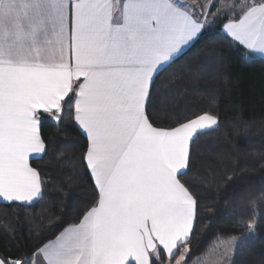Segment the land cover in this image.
I'll return each instance as SVG.
<instances>
[{"label":"snow or ice","instance_id":"1","mask_svg":"<svg viewBox=\"0 0 264 264\" xmlns=\"http://www.w3.org/2000/svg\"><path fill=\"white\" fill-rule=\"evenodd\" d=\"M221 16L230 47L264 54V0H0V198L43 197L50 181L30 154L47 151L42 117L62 119L70 101L94 198L78 223L0 264H159L190 240L197 200L182 177L218 117L158 127L150 109L160 72Z\"/></svg>","mask_w":264,"mask_h":264},{"label":"trees","instance_id":"2","mask_svg":"<svg viewBox=\"0 0 264 264\" xmlns=\"http://www.w3.org/2000/svg\"><path fill=\"white\" fill-rule=\"evenodd\" d=\"M224 23L221 16L196 47L160 72L150 111L158 127L175 126L201 110L218 117L213 129L196 137L191 168L182 177L197 200L184 262L221 239L243 236L230 264H264V59L230 47L221 35ZM60 115L42 117L47 151L30 160L50 181L43 197L30 204L0 202V258L34 253L60 228L78 223L94 202L82 159L86 139L71 101ZM167 260L162 253L159 264Z\"/></svg>","mask_w":264,"mask_h":264},{"label":"rangeland","instance_id":"3","mask_svg":"<svg viewBox=\"0 0 264 264\" xmlns=\"http://www.w3.org/2000/svg\"><path fill=\"white\" fill-rule=\"evenodd\" d=\"M203 2L204 0H187V3L193 6ZM221 2L230 4L232 0H217L218 4ZM209 19H211V17H209ZM234 238H239V237L221 239L215 242L204 255L196 257L189 263L184 262L187 255L184 254L183 249L185 247L187 248V246L183 244L179 248L177 255L174 256V258L172 259H168L166 264H176L177 260H180L181 264H230L234 249L232 244Z\"/></svg>","mask_w":264,"mask_h":264},{"label":"crops","instance_id":"4","mask_svg":"<svg viewBox=\"0 0 264 264\" xmlns=\"http://www.w3.org/2000/svg\"><path fill=\"white\" fill-rule=\"evenodd\" d=\"M254 54H256V55H258V56H260V57H262L263 59H264V54H260V53H254ZM73 106H74V104H73ZM48 116H49V118L50 119H52V120H55L52 116H51V114H47ZM76 125L78 126V128L80 129V131L83 133V130L80 128V126L78 125V123H76ZM216 126V125H215ZM215 126H213L211 129H213ZM207 130H210V129H206V130H202V131H207ZM201 131V132H202ZM84 134V133H83ZM85 136V135H84ZM43 153H38V154H30V160L31 159H33V158H38V157H40L41 155H42ZM36 201V200H35ZM0 202H8V201H5V200H3V198H0ZM13 202H18V203H23V204H30V203H32V202H19V201H13ZM34 202V201H33ZM71 226V225H70ZM55 238V237H54ZM53 238V239H54ZM52 240V239H51ZM49 241V240H48ZM47 242V241H46ZM184 243H182V244H180L179 245V248L183 245ZM178 251H179V249H178ZM176 252H177V250H174V254L173 255H171V256H168V254L165 252L164 254H165V256L168 258V259H172V258H174V256H176L177 254H176ZM35 253V252H34ZM39 259V258H38Z\"/></svg>","mask_w":264,"mask_h":264}]
</instances>
